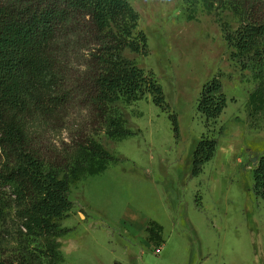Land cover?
Segmentation results:
<instances>
[{"label":"rangeland","instance_id":"rangeland-1","mask_svg":"<svg viewBox=\"0 0 264 264\" xmlns=\"http://www.w3.org/2000/svg\"><path fill=\"white\" fill-rule=\"evenodd\" d=\"M131 1L150 54L125 56L156 75L169 111L148 96L121 99L104 115L80 95L62 120L34 126L33 136L61 179L89 156L94 142L115 161L94 176L95 159L92 168L78 169V179H70L74 207L55 221L66 234L30 237L19 209L10 210L0 226V260L53 250L60 264H264V201L253 191V160L264 156V114L249 118V99L261 80L232 59L235 50L222 31L224 25L236 31L253 8L264 9V0ZM219 75L227 108L217 122L207 123L198 100ZM113 120L129 134L113 136ZM203 138H215L218 149L193 177L194 153ZM3 162L0 153V169ZM151 221L164 229L160 246L148 241ZM56 263L44 257L28 264Z\"/></svg>","mask_w":264,"mask_h":264},{"label":"trees","instance_id":"trees-1","mask_svg":"<svg viewBox=\"0 0 264 264\" xmlns=\"http://www.w3.org/2000/svg\"><path fill=\"white\" fill-rule=\"evenodd\" d=\"M200 0H185L190 4ZM140 14L131 0H0V226L14 207L21 214V227L30 237L41 239L59 231L56 220L70 213L71 180L93 167L104 172L115 161L94 142L88 157H82L60 178L58 168L42 153L33 136L40 123L59 122L77 97L85 96L106 115L121 99L137 102L152 97L153 103L169 111L164 91L153 72H145L125 56L126 51L149 56L147 35L139 30ZM232 59L261 80L249 99V118L264 114V9L254 8L236 31L222 26ZM82 68H84L82 70ZM228 99L221 76L207 83L198 100V112L207 123L217 122ZM176 138L180 126L171 116ZM120 120H113V136L129 134ZM215 138H203L193 160V177L202 174L217 152ZM82 166V167H81ZM88 167V168H87ZM253 191L264 201V156L254 169ZM149 242L163 244L164 229L151 221L146 229ZM53 250H51L52 252ZM49 250L25 252L17 261L0 264H28L59 253Z\"/></svg>","mask_w":264,"mask_h":264},{"label":"water","instance_id":"water-1","mask_svg":"<svg viewBox=\"0 0 264 264\" xmlns=\"http://www.w3.org/2000/svg\"><path fill=\"white\" fill-rule=\"evenodd\" d=\"M253 162H254V164L256 165V164H257V162H258V159H257V158H255V159L253 160Z\"/></svg>","mask_w":264,"mask_h":264}]
</instances>
